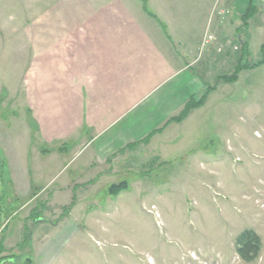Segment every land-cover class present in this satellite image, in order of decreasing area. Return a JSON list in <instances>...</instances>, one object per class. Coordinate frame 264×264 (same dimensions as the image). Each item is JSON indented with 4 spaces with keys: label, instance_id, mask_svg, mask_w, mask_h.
Returning <instances> with one entry per match:
<instances>
[{
    "label": "rangeland",
    "instance_id": "obj_1",
    "mask_svg": "<svg viewBox=\"0 0 264 264\" xmlns=\"http://www.w3.org/2000/svg\"><path fill=\"white\" fill-rule=\"evenodd\" d=\"M109 1L0 0V216L9 219L2 255L13 264H264V65L255 67L264 59V0H252L240 33L204 35L215 41H202L196 57L206 83L196 100L208 87L217 91L172 134L177 145L163 150L146 137L92 166L94 147L76 127L58 140L40 137L44 114L57 137L76 122L72 115L63 124V113L75 110H61L56 92L43 95L42 38L45 23L82 19V9L69 6ZM239 67L236 83L221 80ZM123 182L127 189L112 195ZM247 229L262 240L251 263L235 248Z\"/></svg>",
    "mask_w": 264,
    "mask_h": 264
},
{
    "label": "crops",
    "instance_id": "obj_2",
    "mask_svg": "<svg viewBox=\"0 0 264 264\" xmlns=\"http://www.w3.org/2000/svg\"><path fill=\"white\" fill-rule=\"evenodd\" d=\"M248 1L111 0L99 5L69 6L70 12L71 8L76 13L82 9V19L66 16L65 23L60 22L58 27L45 23L43 95L56 92L61 110H75L68 115L62 112L63 124L72 115L76 122L69 129L63 127L65 130L61 129L57 137L58 130L44 114L38 118L40 137L58 140L76 127L77 138L83 139L84 146L94 147L89 162L94 166L162 129L205 89L206 83L195 66L206 32L214 29L220 34L230 30L240 33ZM212 48L202 51L207 69ZM201 70L204 72L203 66ZM206 103L182 123H173L156 134L149 145L160 144L163 150L177 145L180 137L172 134L186 127ZM14 178L12 185L19 183L18 172ZM30 220L31 214L25 229ZM8 222L0 216L1 238ZM13 260L9 256L2 264H13Z\"/></svg>",
    "mask_w": 264,
    "mask_h": 264
},
{
    "label": "trees",
    "instance_id": "obj_3",
    "mask_svg": "<svg viewBox=\"0 0 264 264\" xmlns=\"http://www.w3.org/2000/svg\"><path fill=\"white\" fill-rule=\"evenodd\" d=\"M253 2L252 0L249 3V6L243 16V21L244 23H247L252 17L254 13V8H253ZM144 7H146V3H144ZM150 15H152L150 13ZM154 16V15H152ZM247 43L243 42L242 43V49H247ZM262 52H264V46H262ZM264 65V59L259 62L255 67H260ZM243 68L239 67L237 69V74H234L230 78L224 77L221 80L233 84L238 81V74L241 72ZM220 80V79H219ZM215 91L214 87H208L206 93L202 96L201 99L196 100V98H191L189 102L186 104L185 108L182 110V112L177 116L172 119H170L167 124L162 128L157 131H154L151 133L144 141V144L150 143L152 137H154L158 133H162L169 125L173 123L180 124L183 121H185L188 116L191 114L192 111L199 109L203 107L208 99V96ZM139 144H130L126 147L127 150H132L135 147H137ZM127 189V184L125 182L119 184V185H113L111 188V194L114 196H118L122 191ZM33 218V212L31 213V219ZM235 248H236V253L237 255L245 262H253L256 259L259 258L261 250H262V240L260 236L252 229H247L244 230L237 238L235 241ZM5 252V249L2 247V242L0 240V261L3 262L6 257H1V255Z\"/></svg>",
    "mask_w": 264,
    "mask_h": 264
},
{
    "label": "built area",
    "instance_id": "obj_4",
    "mask_svg": "<svg viewBox=\"0 0 264 264\" xmlns=\"http://www.w3.org/2000/svg\"><path fill=\"white\" fill-rule=\"evenodd\" d=\"M215 41V37L213 35H209L207 34L205 37H204V40H203V45H209L211 43H213Z\"/></svg>",
    "mask_w": 264,
    "mask_h": 264
}]
</instances>
